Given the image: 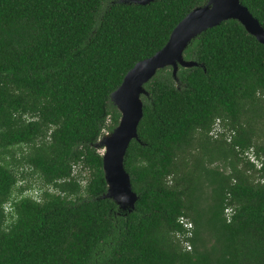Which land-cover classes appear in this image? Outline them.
Masks as SVG:
<instances>
[{
	"label": "trees",
	"instance_id": "1",
	"mask_svg": "<svg viewBox=\"0 0 264 264\" xmlns=\"http://www.w3.org/2000/svg\"><path fill=\"white\" fill-rule=\"evenodd\" d=\"M207 1L0 0V264H264V44L235 19L145 85L135 210L103 197L112 92ZM242 2L264 26V0Z\"/></svg>",
	"mask_w": 264,
	"mask_h": 264
},
{
	"label": "water",
	"instance_id": "2",
	"mask_svg": "<svg viewBox=\"0 0 264 264\" xmlns=\"http://www.w3.org/2000/svg\"><path fill=\"white\" fill-rule=\"evenodd\" d=\"M148 4L155 0H121ZM235 19L257 40L264 44V26L242 0H208L192 9L172 30L167 43L155 54L140 60L125 75L121 85L112 92L111 99L121 112L119 124L102 137L103 169L108 185L104 198L118 205L120 213L132 212L139 195L133 190L131 175L125 167V157L133 139L140 140L138 127L144 116L142 96H149L145 85L165 67L173 68L177 77L179 66L193 67L198 62L187 60L184 51L194 39L223 21Z\"/></svg>",
	"mask_w": 264,
	"mask_h": 264
},
{
	"label": "built area",
	"instance_id": "3",
	"mask_svg": "<svg viewBox=\"0 0 264 264\" xmlns=\"http://www.w3.org/2000/svg\"><path fill=\"white\" fill-rule=\"evenodd\" d=\"M219 131H222V127L221 126H219V125H217V126H215L214 128H213V130L211 131V134H213V135H215V136H217L218 135V133H219ZM246 157L252 162V163H254L255 165H256V167L258 168V169H261L262 168V166H263V163H262V161H261V159H259V157L257 156V154H256V152H255V150L253 149V148H251V149H249V150H247V152H246ZM78 169H80V166L79 165H75L74 166V173H77L78 172ZM88 173H86V172H84L83 173V175H87ZM84 182V181H83ZM39 193L38 192H34V195H35V199L36 200H39L40 199V197H39V195H38ZM227 214L229 215V217L232 215V213H233V211H234V209L233 208H228L227 210ZM180 222L184 225V227L187 229V233L184 235V234H179V237L181 238V239H185L186 237H190V236H192V229H193V223L192 222H190L189 220H188V218H185V217H181L180 218ZM183 242L185 243V245L187 246V248L188 249H190L191 248V244L189 243V241H187V240H183Z\"/></svg>",
	"mask_w": 264,
	"mask_h": 264
},
{
	"label": "rangeland",
	"instance_id": "4",
	"mask_svg": "<svg viewBox=\"0 0 264 264\" xmlns=\"http://www.w3.org/2000/svg\"><path fill=\"white\" fill-rule=\"evenodd\" d=\"M86 181H87V180H86ZM86 181H84V182H83V184H85V183H86Z\"/></svg>",
	"mask_w": 264,
	"mask_h": 264
}]
</instances>
